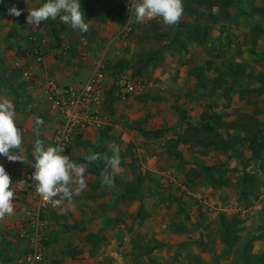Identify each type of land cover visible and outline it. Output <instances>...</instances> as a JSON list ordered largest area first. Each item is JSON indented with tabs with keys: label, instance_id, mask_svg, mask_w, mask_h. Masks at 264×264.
<instances>
[{
	"label": "rangeland",
	"instance_id": "374dc122",
	"mask_svg": "<svg viewBox=\"0 0 264 264\" xmlns=\"http://www.w3.org/2000/svg\"><path fill=\"white\" fill-rule=\"evenodd\" d=\"M211 1L193 3L201 2L206 18ZM45 2L0 0V63L9 75L20 69L14 85L24 99L17 100L7 83H2L0 98L14 103L16 124L23 135V155L29 161L9 162L0 156V164L25 171L34 162L36 139L48 147V136L57 124L46 104L47 84L54 80L45 74L60 60L73 70L74 83H84L102 58L106 76V72L114 78L125 74L142 85L141 90L123 99L113 81L106 80L103 119L94 132L103 130L112 138L98 139L96 150L100 154L110 151L111 156L112 141L120 146L118 183L110 191L106 186L100 189L99 180L95 182V187L113 193L104 214H97L91 205L80 209L68 205L66 211L58 209L46 216L42 245L51 264H236L235 255L245 240L251 242L249 260L255 264V257L264 252V154L253 159L244 136H236L246 127L243 124L251 121L249 117L264 122V95L249 93L241 99L239 91L251 90L255 82L242 75L228 81L233 75L226 67L240 64L252 74L264 71V0H235L230 14L236 21L207 20L200 42L175 32L159 18L135 23L130 2L137 0H79L84 19L103 29L111 28L107 31L114 27L120 30L108 38L99 28L91 29L88 37H78L80 31L63 24L59 17L32 29L26 22L28 10ZM86 4L89 8L97 4L98 10H85ZM13 6L23 10L19 17L9 15ZM93 13L112 18L103 23ZM125 15L127 20L121 23L120 16ZM181 21L193 22L186 14ZM54 29L60 42L52 36ZM169 34L181 38L182 47L169 41ZM163 45L167 48L157 61L143 64L136 60L137 54ZM76 57L80 59L76 61ZM221 77L223 81L218 82ZM41 112L45 116L38 118L44 123L37 135L34 116ZM139 122H143V132L138 131ZM220 122L234 124L229 130H216L222 134L223 143L195 140L194 129L201 131L209 124L217 128ZM259 129L258 134H264V126ZM90 136L73 140L70 152L74 162L75 157L85 156L86 148L78 141L96 140ZM187 137L190 141L179 142ZM169 139L177 140L175 148L181 158L165 153L164 143ZM130 164L143 178L141 198L121 195L117 187L134 180ZM244 174L247 180H243ZM86 184H90L87 179ZM89 187L75 198H86L93 190ZM27 207L16 200V218ZM221 215L240 220L239 238L227 249L218 231ZM14 232L5 218L0 220V253L11 252L9 260L0 256V264L11 263L20 251L22 244ZM148 248H153L152 252L142 256Z\"/></svg>",
	"mask_w": 264,
	"mask_h": 264
},
{
	"label": "clouds",
	"instance_id": "9594fccd",
	"mask_svg": "<svg viewBox=\"0 0 264 264\" xmlns=\"http://www.w3.org/2000/svg\"><path fill=\"white\" fill-rule=\"evenodd\" d=\"M130 9L137 24L159 18L165 25L173 26L180 22L184 14L183 0H137L135 3L130 2ZM22 11L15 6L8 9L9 15L15 17H19ZM57 17L73 30L82 33L89 31L90 24L84 19L79 0H46L39 7L29 8L26 22L32 29H36L42 22ZM43 123L42 119H36L37 135ZM13 149L18 152L14 153ZM120 151L118 144H112L111 156L90 153L84 157V163H76L69 155L62 154L65 152L62 144L45 147L40 139H36L32 164L35 170L31 176L35 182V192L53 207L62 206L65 201L71 206L74 196H79L87 187L85 173L89 164L101 159L105 162V168L100 174L101 185L113 189L115 176L121 170ZM24 152L23 135L16 124L14 103L7 97L0 98V156L7 157L9 162L29 163ZM14 194L11 177L0 164V220L14 213Z\"/></svg>",
	"mask_w": 264,
	"mask_h": 264
},
{
	"label": "built area",
	"instance_id": "2783aa9c",
	"mask_svg": "<svg viewBox=\"0 0 264 264\" xmlns=\"http://www.w3.org/2000/svg\"><path fill=\"white\" fill-rule=\"evenodd\" d=\"M115 77L113 84L118 88L119 96L123 99L142 89L138 79H132L125 74ZM106 80L101 58L84 83L61 86L50 81L47 84L50 113L57 124L48 146L56 147L62 144L65 148L62 154L71 157L70 147L73 140L77 136L84 137L96 131L103 119ZM33 163L25 171L3 165L12 180L15 191L14 205L16 200H20L28 206L21 209L19 218L13 216L8 223L9 229L15 231L18 241L22 244L19 253L9 264H51L42 240L46 216L57 207L44 202L36 194L35 182L31 179L35 170Z\"/></svg>",
	"mask_w": 264,
	"mask_h": 264
},
{
	"label": "trees",
	"instance_id": "16d2710c",
	"mask_svg": "<svg viewBox=\"0 0 264 264\" xmlns=\"http://www.w3.org/2000/svg\"><path fill=\"white\" fill-rule=\"evenodd\" d=\"M234 3H235V0H212L209 6L210 7L209 10L211 12L209 11V14H207L205 18L204 17L205 13L200 7L201 2L194 5L193 0H183L184 14L191 17V19L193 20L192 24L180 20V22L177 25H173L169 27L174 28L175 32H178V31L183 32L184 35L187 36L189 40L200 42L205 37V29H204L205 26L203 25L207 23V20L215 19L213 21H220V22L236 21V19L230 14V8L232 7ZM97 7H98L97 4H95V6H93L92 8H89L88 4H86L85 10L90 11L91 9V12L92 11L94 12L98 10ZM212 7H217V8L215 10H211ZM96 13L95 14L93 13L92 16H94L96 19H98L101 22H106L108 17L110 19L112 18L110 16L106 18L105 14L104 16L103 15L99 16ZM126 20H127L126 15L120 19L121 23L125 22ZM52 36L57 42H60L59 36L55 29L52 31ZM167 39H170L169 41L173 43L176 42L180 47H182L183 45L182 39L176 37V34H169L167 36ZM253 44H255V41H253ZM166 48H167V45H163L162 47H160L158 50H155V51H143L137 54L135 58L137 61H141L143 64L150 62V61L155 62L158 59H160L161 55L163 54ZM3 66L4 65L0 63V88L2 86V83H7L8 90L14 95V97L17 100L20 99V102H22L24 98L21 97L18 89L13 84L12 77L9 75V73L8 74L6 73ZM226 69L229 71V74L231 75L246 76L255 82V87H253L251 90L240 91L238 93L241 99H244L246 96L249 95V93H252L257 97L264 95V71H261L253 76L249 74L248 72H246V67L244 65H240V64L229 65L226 67ZM202 116H206V114H203ZM249 119L251 120L250 121L251 123L249 122V123L243 124L246 127L245 128L241 127L242 129L241 134L238 133L236 137L243 135L245 141L248 143V149L250 151L251 157H253V159H260L261 154L262 153L264 154V134L260 135L258 134V132L260 130L259 128L262 125L264 126V122L260 120H255L251 117H249ZM217 125H218L217 128H214L212 124H209V126L204 125L201 131L194 129L195 140L202 141V142L214 140V141H218L219 143H223L224 139L222 137V134H219V132H217L216 130H218L220 127L226 128L227 130H229L230 128H234V124L230 122L229 123L220 122ZM98 131H99V140H106L109 138V135H107V133L104 132L103 130H98ZM190 136L192 137V135ZM77 138H81V137L77 136ZM188 140L190 141L189 137H187V139L182 138L179 140V142L180 141L187 142ZM78 142H79V145L92 147L93 152L97 153V151L95 150L96 144L90 145V143L87 141L86 142L78 141ZM176 144H177V140H170V139L167 141L165 140V143H164V145L166 146L165 153L168 156L181 158V152H179L175 148ZM84 162H85L84 157L78 160V163H84ZM130 167H132V175L134 177V180L132 182L125 184L123 188V193L131 198H138V197L141 198L143 195L142 193H140V186L143 182V178L142 176L136 174V171L133 168L132 164H130ZM104 168H105V163L101 160H98L95 163L89 164L87 172L95 175L99 180L98 183L101 185V175L100 174H101V171L104 170ZM247 179H248V175L244 174L243 180H247ZM116 182H117V178L115 176V183ZM239 223H240V220L236 219L235 217H232L231 220H227L224 215L220 216L219 221H218V231L221 235L223 244L226 249L233 247L235 242L238 240L239 238L238 233L240 232ZM262 240L264 244V237ZM6 243L8 244L9 242L7 241ZM143 247L144 246L140 247L142 251H144ZM152 249L153 248L146 249L145 252H141V255L142 256L148 255L149 253L152 252ZM250 250H251V242L250 240H245V242L240 245V249L239 251H237L235 255L236 264H250L251 263L249 260ZM6 251L7 252L4 254L0 253V256H2L3 258L5 257L6 260H9L11 259L10 249H7ZM254 263L264 264V252L255 257Z\"/></svg>",
	"mask_w": 264,
	"mask_h": 264
},
{
	"label": "crops",
	"instance_id": "0c3cea01",
	"mask_svg": "<svg viewBox=\"0 0 264 264\" xmlns=\"http://www.w3.org/2000/svg\"><path fill=\"white\" fill-rule=\"evenodd\" d=\"M123 17V16H122ZM85 21L87 22V23H89L90 24V28H89V31L91 30V29H93V28H99L100 29V33L102 34V35H105V36H107V38L111 35V34H113L114 32H118V34L119 33H121L120 32V30H118V28L116 29L115 27L111 30V31H107V29H111V28H107V29H103V27H101V26H98V25H95L94 23H91V22H89V21H87L86 19H85ZM104 23V22H103ZM120 27H122V26H120ZM122 30H123V27H122ZM121 30V31H122ZM89 31L88 32H86V33H82V32H80V34H78L79 36L78 37H88V36H90V33H89ZM78 37H75V39H77ZM65 58H67V57H65ZM77 59H80L79 57H76L75 58V60L77 61ZM61 62H59V63H57V64H54V65H52L51 67H49V70L47 71V73L45 74V75H47L48 76V78H50V79H53L54 81H55V83L57 84V85H61V86H66V85H70V84H79V83H81V82H79V83H74V76H73V70L72 69H69L67 66H66V64H64V63H62V60H60ZM79 67H82V65L81 66H79ZM246 67V66H245ZM76 68V67H75ZM30 69V68H29ZM77 69V68H76ZM75 69V70H76ZM20 69L19 68H17V69H14L13 70V73L11 74L10 73V76L12 77V80H13V84H14V81H15V83L17 82V79H16V77L18 76V72H16V71H19ZM41 70V69H40ZM33 71V70H32ZM78 71V73L80 72L79 70H77ZM216 73H217V71H215ZM246 72H248L249 74H251V75H256V74H252V73H250L249 71H248V67H246ZM27 73V72H26ZM218 73H219V70H218ZM259 73V72H258ZM106 74H107V76H106V79L108 80V81H113V79H112V77L114 78V76H111L110 74H108L107 72H106ZM231 75V74H230ZM80 77H82V75L80 76ZM84 77H86V72H85V75H84ZM83 77V78H84ZM228 79V81H234V79L236 78H234V75L233 76H228L227 77ZM223 77H221V80H219L218 82H221V81H223ZM107 81V82H108ZM217 82V83H218ZM83 83V82H82ZM250 88V87H249ZM249 88H247V89H249ZM0 90H1V88H0ZM19 91V90H18ZM20 92V91H19ZM240 92V91H239ZM239 95V94H238ZM14 96V95H13ZM46 101H48V102H46V104H48V107H49V105H50V102H49V99H48V96H47V100ZM127 111L128 110H125V113H127ZM44 112H41L40 114H38V116H34V118H38V117H41V116H45L44 114H43ZM45 113H46V111H45ZM49 113V110L47 111V114ZM48 116H50L49 114H48ZM109 116V115H108ZM124 117H126V116H124ZM112 118H110L109 117V120H111ZM35 125V124H34ZM139 125H140V128H138V131H142L143 132V130H145V128H144V125H143V122H139ZM35 127V126H34ZM39 129L41 130V126L39 127ZM39 129H38V131H39ZM36 130V129H35ZM120 131H122L121 129H120ZM111 133H113L112 135H114V136H116L117 135V132H111ZM96 135V136H95ZM50 137H51V135H49L48 136V144H49V140H50ZM91 138H95L96 140L95 141H92V142H90V140H88L89 141V143H90V145H95V144H97V142H98V139H99V131L97 132V134L95 133V132H93V133H91V136H90ZM111 136L109 137V139H108V141L109 140H111ZM92 139V140H93ZM214 141V140H213ZM213 141H207V142H213ZM112 143L113 144H115L114 143V141H112ZM83 146V145H82ZM112 146V144H110L109 145V147H111ZM84 148H86V150L84 151L85 153L83 154V155H88V154H90V153H93V148L92 147H88V146H85ZM95 150H96V148H95ZM96 151H98V150H96ZM103 154H105V153H101V155H103ZM108 154H110V151H109V153ZM85 156H81V157H78V158H76L75 157V162L77 163L78 162V160L80 159V158H83V157H85ZM71 158H72V152H71ZM73 160H74V158H72ZM101 161H103L102 159H101ZM104 162V161H103ZM105 163V162H104ZM116 178H117V176H116ZM85 179H87L88 180V182L92 185H90L89 184V186H87V187H89V188H92L93 190L92 191H88L87 192V194H88V196L86 197V198H84L83 197V199H81L80 197H76L75 198V196H74V198H73V205H71L70 207L72 208V207H77V208H81L82 206H84V207H89V205H91V207H92V209H97L98 211H99V213H97V214H104L107 210H109V206H108V204H109V200L111 199V196L113 195V193H111L110 191H111V189H110V191H107L106 192V190H100V189H104V188H106V187H103V186H98V187H95V182H97V180H98V178L95 176V175H93V174H90V173H88V172H86L85 173ZM117 180H118V178H117ZM94 183V184H93ZM118 183V181L116 182V184ZM126 183H129V181H126L125 183H121L119 186H117L118 187V189H119V192H121V195H124L122 192H123V188H124V186H125V184ZM99 189V190H98ZM109 189V188H108ZM121 190V191H120ZM90 197V200L89 201H87V200H84V199H87V198H89ZM67 206H68V204H67V201H65V203H64V205H62V206H58L54 211H58V209L59 210H61V209H67ZM53 211V212H54ZM63 211H65V210H63ZM59 213V212H58ZM78 214V213H77ZM80 212H79V217H80ZM17 217V215H16V213H15V210H14V213L11 215V216H6L5 217V220H7V222L9 223L10 221H11V218L12 217ZM19 216V215H18ZM182 216V215H181ZM77 219H79V218H77ZM180 221H182V222H184L182 219H180Z\"/></svg>",
	"mask_w": 264,
	"mask_h": 264
}]
</instances>
